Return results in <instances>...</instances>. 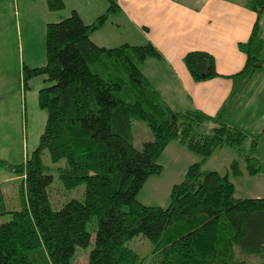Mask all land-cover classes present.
<instances>
[{
	"label": "trees",
	"instance_id": "16d2710c",
	"mask_svg": "<svg viewBox=\"0 0 264 264\" xmlns=\"http://www.w3.org/2000/svg\"><path fill=\"white\" fill-rule=\"evenodd\" d=\"M2 1V0H0ZM92 24L76 11L46 26V65H24L22 81L43 77L39 107L47 113L39 146L13 165L0 168L20 178L22 208H6L0 186V264H74L78 249L88 250L87 264H248L264 262V198H237L231 175L264 174L255 157L260 138L229 127L224 118L247 84L264 67L259 24L264 0H249L256 22L247 42L239 44L246 64L234 80L227 102L215 116L202 111L176 112L161 98L141 71L148 59H162L151 43L97 46L92 35L118 10L117 0ZM50 12L65 10V0H46ZM185 65L195 81L221 76L213 55L188 53ZM134 121L146 124L154 140L142 150L134 144ZM214 126L206 129L207 124ZM264 134V130L263 133ZM198 155L180 184L173 187L168 208L138 200L148 180L162 173L160 157L171 143ZM237 156L225 174L203 170L216 151ZM47 151L58 167L64 190L85 185V200H72L55 210L48 189L54 181L43 163ZM146 238L154 257L144 258L128 243ZM149 259V260H148Z\"/></svg>",
	"mask_w": 264,
	"mask_h": 264
},
{
	"label": "crops",
	"instance_id": "0c3cea01",
	"mask_svg": "<svg viewBox=\"0 0 264 264\" xmlns=\"http://www.w3.org/2000/svg\"><path fill=\"white\" fill-rule=\"evenodd\" d=\"M12 1L15 16L19 19V0ZM248 2L249 0H117L118 10L92 35V41L97 46L106 48L151 43L161 52L162 59L146 60L141 65V71L161 98L176 112L198 110L213 117L232 92L234 80L231 76L239 73L246 64V55L240 51L239 44L247 42L257 18L248 9ZM0 3V14L5 16L10 5H6L5 0ZM21 4L25 15L31 14L32 9L41 11L40 22L43 20L45 26L68 18L72 11H76L86 24H92L109 9L107 0H65L66 7L61 12H50L46 0H25ZM17 26L19 27V22ZM45 26L43 29L46 34ZM259 37L264 43V15L259 24ZM28 43L33 45L34 41ZM194 51L213 55L217 72L221 76L195 81L184 62L185 56ZM35 80L31 82L34 83ZM43 86L44 83L40 87ZM224 123L242 130L254 139L260 138L255 157L264 164V67L255 74L232 104ZM171 145L172 143L167 150ZM179 148H174V151L186 153L182 151L184 148ZM187 154L194 163L196 157ZM200 160L197 159L198 162ZM240 166V176L230 174L235 186V196L264 198V174L249 176L245 167ZM3 175V180H0L2 187L20 180L5 171Z\"/></svg>",
	"mask_w": 264,
	"mask_h": 264
},
{
	"label": "rangeland",
	"instance_id": "374dc122",
	"mask_svg": "<svg viewBox=\"0 0 264 264\" xmlns=\"http://www.w3.org/2000/svg\"><path fill=\"white\" fill-rule=\"evenodd\" d=\"M5 1L6 5H10V10L6 11L5 16L0 14V51H2V56H0V99L2 100L0 102V159L9 164L19 165L39 146L40 137L46 124L47 113L38 104V92L40 86L44 83V78L39 77L36 78L34 83L29 82L28 90L25 91L21 77L24 65L31 68L46 65V45L43 29L46 23L43 24V20L40 22L42 13L36 9H32L31 14L25 15L21 4L25 0H19L17 4L20 13L19 19L15 16L13 1ZM18 22L19 27L17 26ZM39 30H41V33ZM31 40L34 41L33 45L28 43ZM213 126L212 123H209L206 129L210 130ZM133 134L134 144L138 150H142L145 143L154 140L151 130L140 121H134ZM178 147L181 149V146L177 143H172L160 157L158 163L163 166V171L148 180L138 197L141 204L168 208L173 187L180 184L189 167L197 163V159H201L186 149L182 150L196 157L197 162L194 161L193 163L192 157L188 154L187 156L186 153L174 151V148ZM42 159L44 165L49 168V173L54 176V181L48 192L55 210H59L64 204L72 200H85V185L68 191L64 190L58 179L56 169L64 166L65 161L53 164L47 151L43 153ZM236 159L237 156L231 149L224 148L222 151H216L207 160L203 170L225 174ZM4 171L7 172L0 168V180L4 178ZM20 184L21 181L17 180L4 186L7 197L6 208L9 211L22 208ZM10 221V215L0 216V225ZM128 246L144 258L152 259L154 257L150 242L142 236L130 241ZM92 247L93 243L88 250L78 249L74 264H87ZM248 264H264V262L257 256H250L248 257Z\"/></svg>",
	"mask_w": 264,
	"mask_h": 264
}]
</instances>
